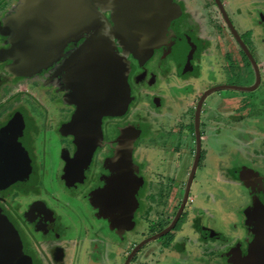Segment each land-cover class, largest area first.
Masks as SVG:
<instances>
[{"label": "flooded vegetation", "instance_id": "1", "mask_svg": "<svg viewBox=\"0 0 264 264\" xmlns=\"http://www.w3.org/2000/svg\"><path fill=\"white\" fill-rule=\"evenodd\" d=\"M47 1L0 0V264H67L68 249L80 260L79 241L60 240L69 210L64 198L77 194L99 216L113 213L115 227L140 222L145 232L125 250L120 240L135 239V233L130 227L113 232L116 252L104 249L94 257L102 243L92 237L83 250L87 264H103L104 253L120 264V249L127 257L136 249L144 264H264V129L259 143L240 131L237 139L243 136L254 148L236 166L225 159L221 142L224 188L213 190L206 174L197 184L203 149L194 169L198 146L192 158L182 151L186 139L167 140L162 124L147 121L178 113L188 89L195 91L200 122V113L213 112L206 106L220 88L244 93L264 86V0H197L195 6L191 0H74L69 12L55 4L56 16ZM167 15L174 16L168 24ZM151 19L154 26L164 22V33L145 42L141 32ZM243 70L254 82H237ZM191 125L198 143L199 124L193 119ZM182 128L189 126L169 130L188 136ZM130 142L131 165L123 155ZM232 182H239L237 196L246 202L241 208L234 202L230 211L224 206L229 224L222 230L201 201L223 202L225 188L234 191ZM137 185L138 193L146 190L140 202L152 199L162 213L150 217L148 208L131 219L127 200ZM141 207L136 203L137 212Z\"/></svg>", "mask_w": 264, "mask_h": 264}, {"label": "rangeland", "instance_id": "2", "mask_svg": "<svg viewBox=\"0 0 264 264\" xmlns=\"http://www.w3.org/2000/svg\"><path fill=\"white\" fill-rule=\"evenodd\" d=\"M183 1L187 3L189 0H183ZM191 1L192 2L190 3L195 6V3L197 0H191ZM240 1L242 2V0ZM9 5L10 4L8 3L5 4L3 8V13L9 7ZM8 20L9 18L6 21ZM262 55H264L263 50H261L260 57H262ZM222 60H225L224 56L221 58L220 61ZM229 75H230V72H229ZM236 78H237V82L242 81L244 84H249V83L254 82V76L248 75V74L246 76V71L244 70H243V73H240V77H238V74H237ZM252 89L253 88H250V90ZM218 91L219 93L218 92L214 93L212 96L214 103H211L206 106L207 110L212 109L213 112L211 114H208L209 112L207 111V113L205 114L200 113L199 115V119H200V122H199L200 131L199 132H200V139H201L200 157H201L202 149H203V161H202V165H200L199 168H203V166L204 168L200 172L198 168V173L200 174L198 175L197 184L199 187L202 186V182L206 174L207 176L211 177L213 180L209 179L208 182L205 183V185L207 186V189H210L211 187H213V190L216 189L217 187L224 188V184L222 180V173H221V164H220L221 163L220 158L222 155H224V152L223 153L221 152V148H222L221 142L223 145V150H227L228 152V156H225V159L228 158V162H230L233 166H236V164L240 163L241 161L246 162L245 156L249 158V156L252 155L250 150L254 148V145H251L252 143H248V141L244 142L245 139L243 136L237 139L240 131H242L243 133H246L245 138L246 137L253 138L255 140H258V143H259L260 141L259 139L261 138V136H263L262 135L263 133L258 130L264 129V98H263L264 97V86H262L258 90L246 91V92L244 91V93H242V91L236 88L229 89L226 87L223 89L220 88V90ZM194 92L195 91L191 92L190 89H188L184 93V96H182V104H179L178 113L169 111L164 116L161 114H156V115L147 117V121H149L148 125L152 124V122L163 125L164 129H162L161 132L162 134L164 133L165 138L167 140L174 141L178 138H183V140L186 139L187 143L184 146H182V151H185L188 154L191 153V157H192L194 146H195V149H196V146H198L197 140L195 141L193 134L191 135V131H192L191 124L193 122V119H194V123L196 124L197 121H195V115H198V110L195 112L194 111L195 106H193V103L196 102V100H193V98H195ZM251 92L253 95H251ZM179 123H181V125L186 124L187 126H189L188 129L182 128L183 132L184 130H188L186 131L188 132L187 133L188 136L186 135V136L180 137L178 135H175L174 131L169 130L171 126H177V124ZM170 141H168V143L172 145ZM51 143H52V147H51L52 160L49 161L47 165L49 166V169L52 171L55 165L54 160H53V158L55 157V153L53 155V144H54L53 139L51 140ZM174 143L176 142L174 141ZM170 145H168L167 148H170ZM238 148L244 153L239 152ZM172 154L174 155L173 152ZM177 154L178 153H176V155ZM130 159H131V156L129 155L128 163L131 165L132 162ZM170 165L171 164H169V166ZM194 165L195 164H193V168H194ZM206 165H208L209 167H212V170H208L206 168ZM133 166L135 168L136 164L133 163ZM166 168L167 166H164V170H166ZM47 179L51 182L50 173H47ZM187 179L188 177L185 176L184 180H187ZM238 183L237 182L231 183V185L233 186V190H234L233 192L229 185L225 188L224 191L229 196H227V199H226L225 194L222 192L223 202H220V200H215L216 202L211 201V202H208L207 204L201 201L204 207L207 208L208 206L209 210L211 211V212L206 213L207 217L210 218L208 215L212 214L214 216L213 220H215L216 226H220L222 230H226L227 225L229 224L227 223L224 206H226L227 210L230 211L229 209H231V205L234 206L237 203V204H240V208H241L246 202V200H242L241 193H239V197L237 196L238 191L235 188L239 186ZM54 184H55V181L53 182V187L55 188ZM138 184H142V183L138 181ZM138 188L140 187L137 185V189H134L132 191V195H130L129 199L127 200L128 203H130L131 201V204H130L131 209H132L131 219L134 217V214L135 215L138 214V217H141L142 214L146 215L145 212L148 210V208L152 209L150 211L151 213L150 217L153 213H157V214L162 213L161 211L163 210H161L160 206H158L157 199H155V201L157 202V206H153L155 204L152 203L153 202L152 199H150L151 204L149 205L143 204V201L140 202L139 200L140 197H141V200H143L146 197V190L145 192H142V194H140V192L138 193L139 191ZM229 188L230 190H228ZM196 193H199V191H197ZM196 193L192 197L194 196L196 197L197 196ZM174 196H175V193L173 194L171 193L168 197L170 199H173ZM199 197H201V195H199L196 198H199ZM67 199L68 198H64V201L69 202L68 203L69 206H67L69 210L66 211L62 215L63 216L62 217L63 218V221H62V225H63L62 235L63 236L61 237L60 240H63V241L65 240L67 241V243L71 241L73 242L74 246H75V241L78 240L79 241V244L77 246L78 250L76 249V251L78 253V256L80 257V260H79V258L74 256V251L71 253L72 249H68V251L66 252L67 264H87L85 260L86 256H85L84 251H86L87 246H92L89 241V239H91L92 237L98 240H101V243H102V245H100L99 247L100 249L98 252H96V249L93 250L92 254L94 257V255L96 254L100 255V253L104 251V249H107L108 252L109 250L111 252H113V250L116 252V250L120 246L119 245L120 243L122 245L120 247L125 250L127 246H129L128 243L132 244L134 243L132 241H140L144 235L143 233H145L143 232V229L141 230V227L142 228L144 227L141 226L140 222H138L135 226H132L133 225L132 222L130 226H127L129 225V222L128 224L123 222L124 224H127V225L123 226L121 223H119L118 227H115L114 225H112L114 224L113 221L110 220V218H113V215H114L113 213L106 214L109 212H105L104 215L102 214L103 216L102 215L99 216L97 213V209L90 203V201H88V198H84L80 194H77L76 197H74V199H71V200L68 199V201ZM132 199H133V202H132ZM138 202L142 205V207H141V210L137 212L135 208H136V203ZM108 209H110V207H108ZM234 214H235V218H237L239 215L238 213H234ZM108 221H109V225L106 227ZM64 227H65V230H64ZM126 227L127 228L130 227L129 229L135 233V239L133 237H127V238L121 239L118 245L115 244L116 241L118 240L116 241L114 240L115 236L112 235V233L115 232V235H119L121 233L120 229L121 230L127 229ZM129 229H127V231ZM136 231H140V232L137 233ZM91 240H95V239H91ZM83 241L85 244H83ZM210 241L212 242V240ZM114 248H116V250ZM135 250L130 252V256L127 257L126 253L123 252L122 249H120L119 259L121 260V263H123V260L125 262L127 258L126 264H144L142 263L141 260L139 261L136 260L137 253ZM88 256L89 255H87V258ZM112 259H113L112 256H107V254L104 253L102 262L103 264H115V262H113Z\"/></svg>", "mask_w": 264, "mask_h": 264}, {"label": "water", "instance_id": "3", "mask_svg": "<svg viewBox=\"0 0 264 264\" xmlns=\"http://www.w3.org/2000/svg\"><path fill=\"white\" fill-rule=\"evenodd\" d=\"M58 1V2H57ZM60 1H62L63 3H60ZM66 1H68V4H67V7H66ZM48 3H49V6L47 5L46 7H49L52 11H53V13H55L56 11L54 10V6H55V4H63L64 6H65V10H68V12L69 11H71L70 10V8L72 7V5H73V3H74V0H48L47 1ZM52 3L54 4L53 6H52ZM60 8V6L59 5H57V8ZM55 16H56V13H55ZM151 22H152V24H153V19H151ZM154 25V24H153ZM95 99V97L94 96H92V98H89L88 100H86V105L88 106V105H90V106H92L93 104H94V101L96 100H94ZM86 108V106H84V109ZM86 110V109H85ZM196 123H197V128H198V124H199V122H198V115H196ZM197 138H198V150H197V159H196V162H195V165H194V169L196 168V166H197V162H198V160H199V156H200V132H199V130L197 129ZM131 142H130V145H129V150H128V152L126 151V148H125V151L123 152V155H125L126 154V156L128 157L129 155H131ZM88 151V150H87ZM86 151V152H87ZM129 151H130V153H129ZM128 161V160H127Z\"/></svg>", "mask_w": 264, "mask_h": 264}, {"label": "crops", "instance_id": "4", "mask_svg": "<svg viewBox=\"0 0 264 264\" xmlns=\"http://www.w3.org/2000/svg\"><path fill=\"white\" fill-rule=\"evenodd\" d=\"M174 1V0H173ZM172 19H174V16H165L164 18V22L166 21V24L170 23L172 21ZM164 22H161L160 20L158 21L157 25L154 26L153 24L151 26L148 27V31H142V35H141V38H144L147 37V40L145 42L148 41V38H151L152 36H157L158 38L160 37L161 34L164 33V30H161L163 28V23ZM159 25V26H158ZM135 37L139 36V35H136L134 33ZM142 44H144L142 42ZM133 46V45H132ZM144 46H147L148 47V43H145ZM140 53H144L143 52V49H140L139 51ZM253 252V251H252ZM254 253V252H253ZM255 254V253H254Z\"/></svg>", "mask_w": 264, "mask_h": 264}]
</instances>
